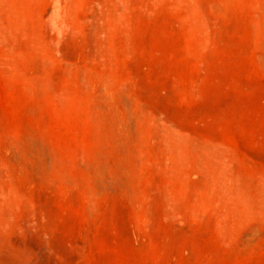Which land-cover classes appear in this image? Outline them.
<instances>
[{
	"label": "rangeland",
	"instance_id": "rangeland-1",
	"mask_svg": "<svg viewBox=\"0 0 264 264\" xmlns=\"http://www.w3.org/2000/svg\"><path fill=\"white\" fill-rule=\"evenodd\" d=\"M0 264H264V0H0Z\"/></svg>",
	"mask_w": 264,
	"mask_h": 264
}]
</instances>
